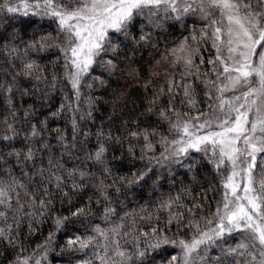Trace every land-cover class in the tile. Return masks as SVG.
<instances>
[{
	"label": "snow or ice",
	"instance_id": "snow-or-ice-1",
	"mask_svg": "<svg viewBox=\"0 0 264 264\" xmlns=\"http://www.w3.org/2000/svg\"><path fill=\"white\" fill-rule=\"evenodd\" d=\"M145 12L157 18L163 13L188 33H182L170 50L172 62L184 71L167 78L169 95L161 116L174 135L163 137L161 143L170 145L175 156L198 154L197 163L206 161L205 173L210 177L199 199L185 204L180 192L162 196L159 208L168 210L171 236L157 223L133 239L162 252L164 264H224L226 259L238 264L257 255L252 249L258 242L260 264H264V4L252 0H0V13L47 25H34L27 44L44 49L57 42L65 74L77 95L80 78L95 63L104 40ZM0 44L6 57L21 61L24 76L39 70L37 60H23L19 48L6 38ZM14 81L15 76L3 85L9 96L15 91ZM3 122L8 133L0 139H11L17 134L14 122H9L8 114ZM18 200V194L13 199L10 184H0V209H4L0 210V237L11 238L18 226L16 217L25 214ZM34 200L43 213V197ZM177 207L185 211H173ZM80 213L77 207L72 215ZM56 223L64 221L58 217ZM32 233L29 226L28 235ZM60 233L63 243L55 245L59 255L53 251L55 234L49 231L34 247L19 242L15 264H131L132 255L121 243V237L128 235L123 222L96 224L91 231L64 225ZM139 244L136 254L142 256L144 248ZM218 249L220 255L213 257L211 253Z\"/></svg>",
	"mask_w": 264,
	"mask_h": 264
},
{
	"label": "clouds",
	"instance_id": "clouds-1",
	"mask_svg": "<svg viewBox=\"0 0 264 264\" xmlns=\"http://www.w3.org/2000/svg\"><path fill=\"white\" fill-rule=\"evenodd\" d=\"M32 27L24 29L22 20L0 13V38L16 45L23 60L34 59L40 65L37 72L24 76L21 61L6 57L0 44V138L8 133L5 114L17 129L11 139H0V184H10L13 199L18 194L17 204L25 207V214L16 217L11 238L0 237V264H15L18 243L28 244L29 226L32 234L47 226L55 234L53 251L59 255L55 245L64 225L91 231L96 224L121 222L128 232L121 243L132 255L131 264H164L162 252L139 244L133 235L158 223L171 236L168 210L159 208L162 196L180 192L185 204L199 199L210 177L197 157L175 156L170 145L161 143L163 137L174 135L161 108L166 109L169 95L167 78L184 71L170 56L178 42L174 33L183 30L181 23L163 13L158 18L147 12L134 17L104 40L95 63L80 78L79 95L65 74L56 41L44 49L27 44ZM41 57L50 59L41 62ZM13 76L15 91L9 96L3 85ZM57 97L60 103L53 109ZM40 196L46 204L43 213L34 200ZM77 207L81 213L73 216ZM58 217L63 224L57 225ZM138 244L144 248L142 256L136 254ZM261 247L257 242L252 249L257 255L238 264H260ZM211 255H220L219 249Z\"/></svg>",
	"mask_w": 264,
	"mask_h": 264
},
{
	"label": "trees",
	"instance_id": "trees-1",
	"mask_svg": "<svg viewBox=\"0 0 264 264\" xmlns=\"http://www.w3.org/2000/svg\"><path fill=\"white\" fill-rule=\"evenodd\" d=\"M22 21L24 22V29H30V28H31V27L37 22L36 19H31V20H29L28 18H24ZM187 23H188L189 28H191L193 21H192L191 19H189V20L187 21ZM41 26H47V25H46V24H43V25H41ZM182 33H183V35H187V34H188L187 31H184V30H181V29L177 28V29H176V32L174 33V35H175V36L177 37V39L179 40V38H181V34H182ZM0 40H3V39L0 38ZM205 51H208V50L206 49ZM44 59H50V57H49V58H43V59L41 60V62H44ZM13 62H15V61H13ZM49 67H50V65H49ZM177 78H178V77H177ZM0 103H2V102H0ZM59 103H60V98L57 97V98H56V103L53 105V109H55L56 107H58V106H59ZM194 155H196V157H197L198 159H200V157H199L198 154H195V153H194ZM202 164L205 165V166L203 167V170L206 171V170H207V163H206V161H202ZM197 167L199 168L200 166L198 165ZM181 171L183 172V170H181ZM26 228H27V226L25 225V231H26ZM47 233H48V228H47V226H44V227L38 228L37 231H36L34 234H32L31 236H28L27 243H30V244L34 247L35 244H36L37 242L42 241L43 238H44L45 236H47ZM63 235H64L63 233H58V234H57V240H58L59 243H61V244L63 243ZM50 258H51V257H50Z\"/></svg>",
	"mask_w": 264,
	"mask_h": 264
}]
</instances>
